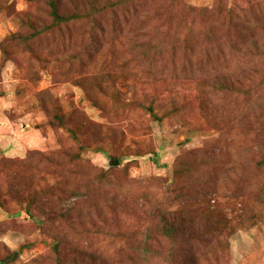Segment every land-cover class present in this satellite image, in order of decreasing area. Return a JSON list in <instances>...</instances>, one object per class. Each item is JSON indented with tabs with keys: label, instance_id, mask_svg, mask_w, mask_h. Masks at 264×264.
<instances>
[{
	"label": "rangeland",
	"instance_id": "1",
	"mask_svg": "<svg viewBox=\"0 0 264 264\" xmlns=\"http://www.w3.org/2000/svg\"><path fill=\"white\" fill-rule=\"evenodd\" d=\"M54 1L0 0V264H264V0Z\"/></svg>",
	"mask_w": 264,
	"mask_h": 264
},
{
	"label": "trees",
	"instance_id": "2",
	"mask_svg": "<svg viewBox=\"0 0 264 264\" xmlns=\"http://www.w3.org/2000/svg\"><path fill=\"white\" fill-rule=\"evenodd\" d=\"M50 5L52 7V15L53 17L55 18V20L57 22H67L69 21L70 19L72 18H75L73 17L72 15H69V16H64V15H61L59 12H58V8H57V4L54 0H50ZM110 7H106L104 8L102 11H106V10H109ZM111 10V9H110Z\"/></svg>",
	"mask_w": 264,
	"mask_h": 264
},
{
	"label": "water",
	"instance_id": "3",
	"mask_svg": "<svg viewBox=\"0 0 264 264\" xmlns=\"http://www.w3.org/2000/svg\"><path fill=\"white\" fill-rule=\"evenodd\" d=\"M111 165H118L119 164V160L118 159H114V161L110 162Z\"/></svg>",
	"mask_w": 264,
	"mask_h": 264
}]
</instances>
